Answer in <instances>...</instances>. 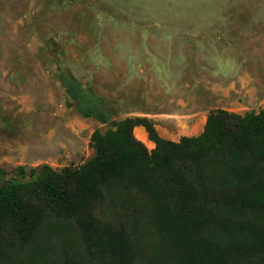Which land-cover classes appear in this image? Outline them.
<instances>
[{
  "label": "rangeland",
  "instance_id": "rangeland-1",
  "mask_svg": "<svg viewBox=\"0 0 264 264\" xmlns=\"http://www.w3.org/2000/svg\"><path fill=\"white\" fill-rule=\"evenodd\" d=\"M58 68L106 97L115 120L198 136L211 110L264 108V0H0V168H78L92 132L110 128L76 114ZM245 71L254 96L222 95Z\"/></svg>",
  "mask_w": 264,
  "mask_h": 264
},
{
  "label": "trees",
  "instance_id": "trees-1",
  "mask_svg": "<svg viewBox=\"0 0 264 264\" xmlns=\"http://www.w3.org/2000/svg\"><path fill=\"white\" fill-rule=\"evenodd\" d=\"M57 71L76 114L110 128L78 168H0V264H264V108L211 110L172 142Z\"/></svg>",
  "mask_w": 264,
  "mask_h": 264
},
{
  "label": "crops",
  "instance_id": "crops-1",
  "mask_svg": "<svg viewBox=\"0 0 264 264\" xmlns=\"http://www.w3.org/2000/svg\"><path fill=\"white\" fill-rule=\"evenodd\" d=\"M223 64L228 65V64H230V61L223 60ZM231 70L224 71V73H226V76H227L224 79L225 83H227L229 81V78L232 77L230 74L231 73H232V75L234 74L235 69L233 67H231ZM234 79H235V81L232 84H228V85L222 87V89H221L222 95L227 96L230 94H234V95H238L241 97H248L249 99H251V97L254 96L256 89H257L256 79L253 78L252 76H250L249 74H247V71H245L244 73L241 72V74H238L237 77H235ZM259 88H260V90H262L264 88V86H261ZM222 109L227 110V111H232V110H229L227 108H222ZM194 116L195 115H193V114L181 116V119L191 120L194 118ZM205 120H204L203 125L205 124ZM135 129L139 132V134L141 136L144 135V131H142V127L138 126ZM160 137H162V135H160Z\"/></svg>",
  "mask_w": 264,
  "mask_h": 264
}]
</instances>
